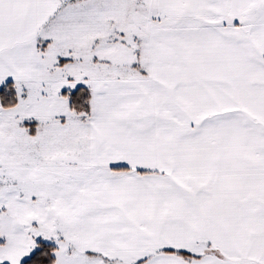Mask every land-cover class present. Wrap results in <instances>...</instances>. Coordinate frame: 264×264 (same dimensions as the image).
I'll return each mask as SVG.
<instances>
[{"label":"snow or ice","instance_id":"1","mask_svg":"<svg viewBox=\"0 0 264 264\" xmlns=\"http://www.w3.org/2000/svg\"><path fill=\"white\" fill-rule=\"evenodd\" d=\"M0 264H264V0H0Z\"/></svg>","mask_w":264,"mask_h":264}]
</instances>
